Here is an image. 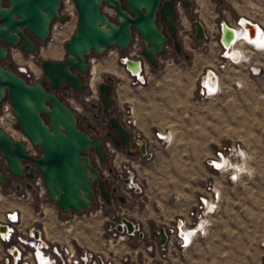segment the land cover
I'll return each instance as SVG.
<instances>
[{"label": "rangeland", "instance_id": "1", "mask_svg": "<svg viewBox=\"0 0 264 264\" xmlns=\"http://www.w3.org/2000/svg\"><path fill=\"white\" fill-rule=\"evenodd\" d=\"M190 1V8L178 6L177 19L179 38L189 59L185 60L182 53L172 52L170 43L165 56L159 58L156 71L160 80L157 85L148 79L143 89L127 88L119 59L127 53L138 58V52L131 44L127 51L110 47L102 55L90 56V73L84 77L85 89L79 92L68 89L66 97L61 94L75 110L79 127L93 134L86 122L102 125L101 117L93 116L97 113L93 104L100 103L98 84L106 81L108 75L115 77L114 109L116 114L120 112L123 121L124 110L128 106L133 108L129 102L119 103L125 91L162 89L160 97L151 100L150 106H159L164 116L148 117L162 118L167 127L165 132L173 133L171 141L157 140L156 132L144 138L151 153L148 158L137 154L129 156L107 140L111 148L108 160L101 162L96 156L93 158L103 177L109 179L110 188H117L115 198L108 204L97 195L95 203L83 212L63 213L57 209L59 219H71L69 236L81 247L104 255L112 264H264V60L261 54L252 55L250 52L252 60L249 64L230 65L220 56V43L216 45L218 53L207 52L206 46L202 45L204 42L196 43L191 22L192 16L198 15L208 37L216 40L220 35L219 23H233L240 15H248L264 25V0L263 4L255 0ZM102 11L114 18V9L105 3ZM76 24L77 21L74 26H69L72 34L76 31ZM18 48H10L9 57L0 63L25 78L19 64L27 65L38 77V82L43 76V59L62 61L66 55L62 40L50 45L42 43L31 55L17 52L15 49ZM49 50L58 54L52 55ZM207 58L212 60L209 64L220 75L221 81L220 93L211 98L201 95L198 87L207 68ZM253 61L260 68L256 74L249 70ZM196 62L200 72L194 71ZM222 62L227 63L225 68L218 66ZM149 67L146 64L145 68ZM93 68H98L95 77L91 75ZM180 72H187V77L177 82L181 87H170L179 80ZM195 76L198 78H193ZM92 82L95 83L93 86ZM133 114L137 122L139 119L134 108ZM129 128L139 133L136 126ZM237 150L245 152V156L242 158ZM218 151L233 164L245 161L247 167L238 177H234L230 170H214L208 160L214 159ZM109 168L113 172H109ZM128 171L134 173L140 191L129 190L117 177L124 178ZM215 185L219 188L217 201L208 190ZM118 196L125 201L120 202ZM201 197L213 200L217 205L213 212L203 216L207 222L204 234L195 237L186 248H180L175 234H172L161 247L153 232L161 227L172 230L178 219L185 215L187 222L191 223L189 212L194 210ZM121 217L139 223L143 237L138 232L132 236L119 233L115 225ZM53 223L49 222V233L64 236L62 228L53 227Z\"/></svg>", "mask_w": 264, "mask_h": 264}, {"label": "water", "instance_id": "2", "mask_svg": "<svg viewBox=\"0 0 264 264\" xmlns=\"http://www.w3.org/2000/svg\"><path fill=\"white\" fill-rule=\"evenodd\" d=\"M73 1L78 20L76 31L64 43V60L41 61L42 80L48 87L41 82L29 83L20 73L0 63V102L8 99L21 132L41 150L37 157H29L24 143L13 140L0 128V153H3L12 175L33 179L38 173L43 179L47 198L63 213L89 209L98 193L108 204L114 199L93 158L96 156L101 162L106 161L105 143L102 138L79 127L75 110L64 98L69 95L65 89L84 90V77L90 73L89 57L102 55L110 47L129 50L134 33L141 38L138 58L124 55L119 61L127 73L142 79L145 64L158 68L159 57L165 55L171 42L176 52L182 51L176 26L178 6L191 7L190 0ZM103 3L114 9V18L102 11ZM60 6L61 0H0V60L9 57L10 47H19L25 53L36 52L38 43L47 41L51 24L64 19L59 14ZM191 22L194 40L203 41L207 37L203 22L198 15L192 16ZM235 25L242 27L238 35L242 31L243 37L248 30L254 36L256 30L252 28L258 27L255 22L242 17ZM219 28V43L226 54L236 40V30L226 21H221ZM208 72L213 73L207 69L204 76ZM114 82L115 77L108 75L106 81L98 84L104 112L112 111L116 106ZM86 126L93 127L90 122ZM107 127L114 131L120 147L127 154H133L131 147L137 137L140 153L151 157L146 140L140 133H134L120 117L109 116ZM211 162L208 160L209 164ZM0 183L4 187L10 186L11 178L4 177L0 171ZM125 183L136 191L141 190L131 171ZM116 191L114 187L113 192ZM119 199L125 201L122 196ZM180 223L178 220L177 225ZM3 228L0 226V231ZM115 228L119 233L132 235L138 232L143 237L140 224L126 217H121ZM153 233L159 245L164 247L172 230L161 227Z\"/></svg>", "mask_w": 264, "mask_h": 264}, {"label": "built area", "instance_id": "3", "mask_svg": "<svg viewBox=\"0 0 264 264\" xmlns=\"http://www.w3.org/2000/svg\"><path fill=\"white\" fill-rule=\"evenodd\" d=\"M59 14L64 19L62 21L56 20L51 24L48 39L45 42L47 45L59 40L65 42V34L70 32L68 24L73 22V20H78L73 0H61ZM71 34L72 31L69 35ZM140 42V36L134 33L131 42L133 47L139 50ZM247 43L250 44L248 41ZM15 50L19 53L22 52L20 48ZM221 57L227 63L233 65L249 64L252 60V56L249 54L248 60L234 61L227 57L223 51ZM19 69L28 78L26 79L23 76L29 83L38 82V77H35L27 65L19 64ZM259 69V66L255 63L249 67L253 74H256L255 72H258ZM130 76L133 79V83L142 84L145 82L138 75L130 74ZM199 86L201 95L205 96L201 88L204 86L202 79L199 82ZM124 123L128 127L136 125L132 107L128 106L124 110ZM0 128L11 136L13 140L22 141L29 157H37L40 154L41 150L21 132L8 99L0 102ZM168 133L169 131L164 133L156 132V139L169 142V137L166 138ZM219 153L224 155L223 152L218 151L215 158L218 157ZM27 163L33 166L30 161H27ZM211 167L216 171L220 170L216 166ZM0 171L4 177L11 178L10 186L4 187L0 183V226L4 227L0 231V264H112L104 255L81 247L74 238L69 236L72 231L71 219L58 218L57 208L47 198L43 179L38 173H35L33 179H22L12 175L8 170L7 161L3 153H0ZM17 186L19 187L18 189L16 188ZM208 190L212 193L214 201H217L219 197L218 191H215L214 187H208ZM203 198L208 200L206 197H201L194 210L189 212L192 222L188 223L187 220L179 218L178 220L181 221L180 225L176 223V226L172 229L170 235L175 234L180 248H186L189 245L184 244L183 237L180 235L182 227L187 225L195 230V237L202 236L204 231H206L207 222L203 216L213 212L217 205L214 202L213 206L208 209ZM14 203L21 204V207L13 205ZM50 221H54L53 227H61L65 235H62V237L53 233L46 235V228L49 229ZM201 221L204 222L203 229L199 228ZM27 222L28 224H26ZM134 234L132 233V235Z\"/></svg>", "mask_w": 264, "mask_h": 264}, {"label": "crops", "instance_id": "4", "mask_svg": "<svg viewBox=\"0 0 264 264\" xmlns=\"http://www.w3.org/2000/svg\"><path fill=\"white\" fill-rule=\"evenodd\" d=\"M255 1L258 4H263V0H255ZM199 2H201V1H199ZM239 17H243L245 19L250 20L251 22H255L264 31V25L261 23L262 21H257L254 18H252V17H250L248 15H245V14L238 16L234 20L233 23L230 22L228 24L234 27L235 26V23H236V21H237V19ZM219 38H220V35H219V37L216 40L215 39H211V38L208 37V34H207V37L203 41L196 42V43L198 45H200V44H202V42H204L202 45H205L206 46V51L207 52L218 53V51L216 49V45L219 43ZM244 48H245V50H247V52H249V53L251 52L250 49H247V47H244ZM183 49H184V46H183ZM220 50H221L220 52L222 53V51H223L222 48ZM221 53H220V56H221ZM260 53H253V54H260ZM164 56L165 55H163V57ZM184 59L185 60H188L189 59V55H188V57H184ZM207 59H208L207 60L208 63L206 64V66H207L206 70L207 69H211L219 77V80H220V75L213 68V66L211 64H209L210 61H212V60L210 58H207ZM261 59H263V55L262 54H261ZM253 63H255V62H253ZM197 65L198 64L196 62V66L194 65V67H196L194 71L200 72V69H198V66ZM226 65H227V63H223V62L221 64H218V66L220 68H225ZM230 65H233V64H230ZM238 65H240V64H238ZM202 66L203 65L201 64L200 67L202 68ZM206 70L204 71V74L206 73ZM123 72H124V76H125L126 81H127L126 84H127V88L128 89L129 88L130 89H134V90L141 89V88L143 89L145 87L144 85L147 84L148 79H150L155 85H157L159 83V80H160L159 79V75H157L156 69H154L152 67H149V68H145L144 69L143 78H144L145 82L142 83V84H140V83H133L132 82L133 79L129 76V74L125 70ZM204 74H202L201 78L199 79V82L202 79V77L204 76ZM177 77H178L179 80H176L174 82L175 84H173V85L171 84L170 87H174V88L178 87V88H180L181 86H178L177 82L184 80V77H187V72H183V73L180 72ZM193 78L197 79L198 77L196 78V76H195ZM220 83H221V81H220ZM130 84H132L133 86L130 85ZM161 90H162L161 88H158V89H154L153 91H140V90L137 91V92H135V91H133V92H127V91H125V93L122 94V97L119 98V103L129 102V103L132 104V106H133V108L135 110V114L137 116V119H139L136 122L137 125H135V126L139 130V133L141 134V136L143 138H145V139L149 135H151V133H153V135H154L155 132L164 133L167 130L166 129L167 127H165L162 118L161 119H158V120H155V119H151L150 117H148V116H164V114H161V111H160L159 106H157L156 104H154L153 107L150 106V101L151 100H156L157 99L156 96L157 97H160V95L162 94V91ZM169 134H172V136H173V133L171 131H169ZM169 134L166 137L170 136ZM147 147H148V143H147ZM214 189H215V191L219 190L218 186H216V185H215ZM198 200L199 199L196 200V203L198 202ZM206 203H209V202H206ZM13 205H16L18 207H21V204H19V203H14ZM183 219L186 220L187 219V215L183 216ZM26 224H28V222ZM185 228H186V230L192 229V228H189V227H185ZM48 234H49V229L46 228V235H48ZM77 243H78V241H77Z\"/></svg>", "mask_w": 264, "mask_h": 264}, {"label": "bare ground", "instance_id": "5", "mask_svg": "<svg viewBox=\"0 0 264 264\" xmlns=\"http://www.w3.org/2000/svg\"><path fill=\"white\" fill-rule=\"evenodd\" d=\"M73 23H76V21L73 20ZM73 23H70L72 25L68 24V29H69V26H74ZM242 23H243V21H242ZM241 28L242 27L240 25H237V26L235 25L234 29L236 30V36H235L236 40L230 46V48L227 49L226 56L231 58L234 61L248 60L249 57L247 56V54H249V52H247V50H245L244 47H247V49H250V51L252 53H260L261 52L260 54H262L264 56V31L262 30V28H260L259 26L257 28H252V29L256 30V34L254 35L255 36L254 40H251V41H249V39L254 37V36H251V31L249 32V30L247 31L248 36L250 35L249 37L246 36L247 34L243 37L242 36L243 35L242 31L238 35V31H240ZM70 32H71V30H70ZM68 35L69 34L66 33L65 37L67 38ZM247 41L250 42V44H248ZM134 50H135V52H138V49L135 48ZM56 52L57 51H53V50H49L48 51V53H50L52 55L58 54ZM19 61H20V59H19ZM15 63H16V61H15ZM145 67H146V64H145ZM29 69L31 70L30 67H29ZM97 69L96 68L92 69L91 75H94V77H95V75H98L97 74V72H98ZM129 76H130V74H129ZM203 77L204 78H202V83L204 84V86L201 87V88H202L203 94L206 97L211 98L213 96H216L218 93H220V80H219V77L214 72L213 73L212 72H208L207 76H203ZM93 82H94V80H93ZM93 82L91 83V86H93L95 84ZM169 135L170 136H168V137H169V139H171L172 138V134H169ZM168 137H166V138H168ZM108 148L111 151V148L110 147H108ZM238 152H239V155L242 158L245 156V152H242L241 150H238ZM230 160L231 159H229L225 155L219 153L217 158L212 159V162H211L210 165L211 166H216L217 168L220 169L219 171H222V172H226V171L230 170L231 173L234 175V177H238L239 174L241 172H243V170L247 167V165H246L247 163L245 161H241V162H236V164H233L234 162L232 163ZM203 201L204 202L205 201L209 202V203H206V208H208V209H210L213 206V204H214V201L210 200V199L205 200L203 198ZM203 226H204V222L201 221V224H200L199 228L203 229L204 228ZM184 227L181 228L180 235L183 237L184 244L187 245V244L190 243V241H192L195 238L196 235H195V230H193V229L184 230ZM120 238L123 239L124 237L120 236Z\"/></svg>", "mask_w": 264, "mask_h": 264}, {"label": "flooded vegetation", "instance_id": "6", "mask_svg": "<svg viewBox=\"0 0 264 264\" xmlns=\"http://www.w3.org/2000/svg\"><path fill=\"white\" fill-rule=\"evenodd\" d=\"M195 12V11H194ZM176 26H177V21H176ZM178 28V27H177ZM219 30H220V28H219ZM193 37H194V35H193ZM45 43V42H44ZM42 43H38V45H37V49L39 48V46L41 45ZM171 45H172V52H174V53H178V52H176V50H175V48H174V45H173V43L171 42ZM140 49H141V42H140ZM140 49L138 50V52L140 51ZM180 53H182L183 54V56L184 57H188V54L186 53V52H184L183 51V45H182V51L180 52ZM180 53H178V54H180ZM126 55H131L130 53H127ZM42 84H44L46 87H48V84L46 83V82H44L43 80H42V76H41V81H40ZM65 90H67L68 91V89H65ZM73 91V90H72ZM69 93V92H68ZM96 107L97 108V113H94L93 114V116H95L96 118H98L99 116L101 117L100 119H101V124L102 125H99V126H95V125H92L93 127L92 128H88V129H90V130H92L94 133L92 134L93 136H96V137H100V138H102L103 139V141H104V143H105V148H106V151H107V159H106V161L108 160V158H109V153H108V151L110 152V150H109V148H108V145H107V140H109L112 144H113V146L114 147H116V148H118V149H123V150H125L124 148H121L120 147V144H119V142H118V140L115 138V136H114V131L112 130V129H109L108 127H107V123H108V117L109 116H117V117H120L121 116V114H120V112L119 113H115V109H113L112 111H107V112H104L103 111V106H102V104L101 103H98V104H93V107ZM123 117H120V119L123 121V119H122ZM124 122V121H123ZM86 124H87V122H86ZM81 128V127H80ZM85 130V129H84ZM100 130H101V133H100ZM87 131V130H86ZM88 132V131H87ZM91 134V133H90ZM135 141L133 142V144H132V147H131V150L133 151V154H128L129 156H134L135 154H137V155H140V156H143L141 153H140V148H139V145H138V143L136 142V140L137 139H134ZM126 151V150H125ZM127 153V152H126ZM105 161V162H106ZM108 171L109 172H113V170H112V168H109L108 169ZM129 172L130 171H128V174H127V176L129 175ZM127 176H125L124 178H121V176H119V175H117V177L118 178H120V180L122 179L123 180V183L124 184H126L128 187V189L129 190H134V188L133 187H130L127 183H125V179L127 178ZM104 178V177H103ZM105 180H106V184L108 185V189L110 190V192L113 194V196H114V198H115V193L117 192H113V188L111 187L110 188V186H109V179H107V178H104ZM117 189V188H116ZM98 195L100 196V194L98 193ZM103 199V198H102ZM117 199L118 200H120L119 199V196L117 197ZM185 227H187V226H185ZM184 227V230H186V228Z\"/></svg>", "mask_w": 264, "mask_h": 264}]
</instances>
